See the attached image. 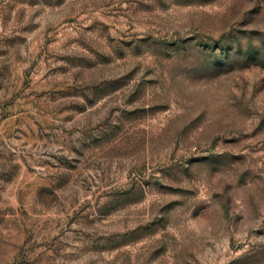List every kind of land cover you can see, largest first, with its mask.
<instances>
[{
    "label": "rangeland",
    "instance_id": "obj_1",
    "mask_svg": "<svg viewBox=\"0 0 264 264\" xmlns=\"http://www.w3.org/2000/svg\"><path fill=\"white\" fill-rule=\"evenodd\" d=\"M0 264H264V0H0Z\"/></svg>",
    "mask_w": 264,
    "mask_h": 264
}]
</instances>
